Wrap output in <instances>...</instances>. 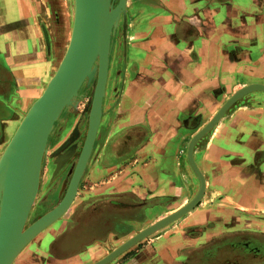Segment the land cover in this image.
Segmentation results:
<instances>
[{"label": "crops", "instance_id": "obj_1", "mask_svg": "<svg viewBox=\"0 0 264 264\" xmlns=\"http://www.w3.org/2000/svg\"><path fill=\"white\" fill-rule=\"evenodd\" d=\"M127 2L124 33L114 32L112 49L110 41L99 125L76 196L12 264H92L185 204L199 186L187 158L191 138L238 89L264 85V0ZM58 3L0 0V154L43 90L50 63L60 59L62 21L51 60L42 22ZM89 87L82 109L80 100L67 107L50 138L46 173L55 185L82 147ZM193 156L205 189L175 220L180 229L150 234L104 264H187L186 246L195 241L183 238V224L226 222L233 209L238 222L250 223L264 212V89L233 102L197 140Z\"/></svg>", "mask_w": 264, "mask_h": 264}, {"label": "water", "instance_id": "obj_2", "mask_svg": "<svg viewBox=\"0 0 264 264\" xmlns=\"http://www.w3.org/2000/svg\"><path fill=\"white\" fill-rule=\"evenodd\" d=\"M125 3L126 0H118L113 6L111 0H75L71 33L65 52L54 73L41 93L30 104L0 154V264H12L19 252L36 235L56 221L74 199L96 137L107 81L111 35L118 25L121 13L123 29L126 24ZM83 84L85 88L91 85L88 124L79 155L62 184V188L66 186V191L52 209L22 230L36 195L40 163L54 122L67 107L75 105L78 91ZM253 89H264V85L252 83L238 89L191 138L187 148V158L199 180L196 194L185 204L174 209V212L164 214L137 231L92 264L106 263L196 206L203 195L205 180L194 160L195 143L233 102ZM87 108L88 105L85 109ZM73 139L74 136H70L66 141Z\"/></svg>", "mask_w": 264, "mask_h": 264}, {"label": "flooded vegetation", "instance_id": "obj_3", "mask_svg": "<svg viewBox=\"0 0 264 264\" xmlns=\"http://www.w3.org/2000/svg\"><path fill=\"white\" fill-rule=\"evenodd\" d=\"M61 124L62 122L60 121L57 125V129L60 128ZM66 144L67 142H65V144L61 148L58 147L54 152H59ZM232 161L235 162L236 158ZM49 164L50 157L47 156L45 164L46 171H48L47 167H49ZM64 175L62 176V179L58 183H56V185L55 181L57 178L52 181L49 180V177L46 178L44 191L37 203L33 205L31 210L29 211V218H31V216L33 215H36L34 218L36 219L44 212L53 208L54 205H56L60 201L66 191V186H64L65 188L60 191L66 176ZM196 192L193 194V196L196 194ZM190 199H188L187 201H189ZM53 200L54 204L49 207L51 203H53ZM200 200L198 201V203L200 202ZM198 203L196 205H198ZM36 209H40L42 211L36 214L34 213ZM245 216L247 217V215ZM252 216L257 221L264 219V214L261 213H254ZM236 218L237 217L231 216V220L233 221H238L236 220ZM33 220H31L29 223H31ZM155 220H153L152 222H154ZM229 221L219 223L220 220L218 219H209L207 221L202 220L197 224H183L182 229L185 232V235L183 237L195 241V243L186 246V250H189L192 253L189 257L191 261L187 264H247V262H250L249 264H264V231L255 228L244 229L243 227H240L241 223L237 224L234 228L232 227L233 225H229ZM159 230L155 232H157V234L162 233L161 231L163 230ZM173 233H175V231H173ZM36 238L37 236L31 242H29L25 248H27V246H34V244H36Z\"/></svg>", "mask_w": 264, "mask_h": 264}, {"label": "rangeland", "instance_id": "obj_4", "mask_svg": "<svg viewBox=\"0 0 264 264\" xmlns=\"http://www.w3.org/2000/svg\"><path fill=\"white\" fill-rule=\"evenodd\" d=\"M58 2L59 3L56 6H54V8L50 9L49 13L46 11V8H43V10L46 11L45 15H44L45 19H42V22L44 24H46V25H44L46 27L43 29V39H44V42H45V48H46V53H47L46 55H47V59L48 60H51V52H52V50H53V48L55 46L54 42L59 40L60 33H61V31H60L61 30V28H60L61 21H62V24H63V29H62L63 37H62V40L60 41V43L58 44V51H60V56H59L60 59H61L63 53L65 52L66 46H67L69 38H70V33H71L74 0H63V2L61 3L62 6L60 5V1L59 0H58ZM111 2L113 3V6H115L118 3V0H111ZM127 4H128V2L126 0L125 10H126ZM61 8L63 9V12L61 11ZM30 11H32L31 8H27L26 12H30ZM44 11H43V13H44ZM46 21H47V23H46ZM122 21H123V17H122V13H121L120 16H119L118 25L115 28L114 32L117 30V31L121 32L122 34L124 33V29L122 27ZM126 21H127V13H126ZM125 27H126V25H125ZM50 28H51V30H50ZM114 32H113V36H112V39H111V49L113 47L112 43H113V40H114ZM57 58H54V60L49 65V68H48L49 70H46V72H45V77L46 78H45V82H44L43 88L45 87V85H46L47 81L49 80V78L51 77V75L54 73L55 68L57 67V65H58V63L60 61V59L57 60ZM112 70H113V67H110V73L112 72ZM84 87L85 86L83 84L82 87L79 89L78 96L76 97V101L80 100L79 103H78V109H82L83 103L85 102V99H86V97H83V95H82V92L83 91L85 92ZM87 88L89 89L90 87L88 86ZM66 110H68V109H66ZM62 116H64V115H62ZM62 116H61V118H62ZM61 118L59 117V119L56 121V123L54 124V128H53L52 132L50 133V135H49V137L47 139L46 151L44 152V155H43L41 163H40V175H39V178H38V186H37L36 195H35V198L33 200L32 206L37 203V201L39 200L40 196L42 195V193L44 191V185H45V182H46V178L48 176L47 173H46V169H45L46 168L45 167V164H46V157L45 156H46V153H47L48 144L50 143V138L52 136V133L54 131H56L57 125L61 121ZM64 188L65 187H63V188L61 187L60 191H62ZM53 204H54V200H53V203H51V205L49 207H51ZM32 206H31V208H32ZM31 208H30V210H31ZM40 211H42V210L36 209V211H34V213L38 214V213H40ZM237 214H238L237 211L235 209H233V211L230 214V216L237 217ZM261 214H264V212H261ZM35 216L36 215H33V216H31V218H29V215H28V218L26 220L25 226L31 224L35 220L34 219ZM247 217L249 219H251L250 218L251 216L249 214L247 215ZM247 217H245V218L248 219ZM31 220H33V221L31 223H29ZM215 220H217V219H215ZM176 222L177 221L171 222L170 224L160 228L159 231L164 230V232H165V231L175 230V229L179 228V226H175L174 225ZM229 222H230L229 225L230 226L233 225L232 227H234V228L236 227L237 224L241 223V222L233 221V220H231ZM248 222L245 221V223H241L240 227H243L244 229H251V228L258 229L257 223L259 221L255 220V218H254L253 222L252 221L250 223H248ZM260 225H261V229L264 230V227H263L264 226V219H262V221H260ZM238 227H239V225H238ZM181 228H183V227H181ZM156 233L157 232H155L154 234H156ZM183 233H185V232L183 231ZM179 235H180V233H179ZM176 238H177V236H176ZM179 239L180 238H177L176 240H179ZM225 251H226V249H225ZM189 254L191 255L192 253L190 252ZM185 259H187L186 262H190L191 261L189 259V257H187ZM249 263L250 262H247V264H249Z\"/></svg>", "mask_w": 264, "mask_h": 264}, {"label": "bare ground", "instance_id": "obj_5", "mask_svg": "<svg viewBox=\"0 0 264 264\" xmlns=\"http://www.w3.org/2000/svg\"><path fill=\"white\" fill-rule=\"evenodd\" d=\"M74 5H75V0H74ZM94 64H95V63H94ZM86 88H87V87H86ZM55 123H56V122H54V124H55ZM53 128H54V127H53ZM8 130H9V129H8ZM52 130H53V129H52ZM51 132H52V131H51ZM92 147H93V146H92ZM76 193H77V191H76ZM75 196H76V195H75ZM75 196H74V197H75ZM51 209H52V208H51ZM46 212H47V211H46ZM172 212H174V211H172ZM172 212H171V213H172ZM44 213H45V212H44ZM44 213H43V214H44ZM28 215H29V213H28ZM40 216H41V215H40ZM27 218H28V216H27ZM27 218H26V220H27ZM36 219H37V218H36ZM36 219H35V220H36ZM25 223H26V221H25ZM25 223H24V226H23V229H22V230H24V229L28 226V225L25 226Z\"/></svg>", "mask_w": 264, "mask_h": 264}]
</instances>
